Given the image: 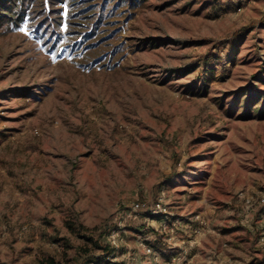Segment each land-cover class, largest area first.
Returning a JSON list of instances; mask_svg holds the SVG:
<instances>
[{"label": "rangeland", "instance_id": "1", "mask_svg": "<svg viewBox=\"0 0 264 264\" xmlns=\"http://www.w3.org/2000/svg\"><path fill=\"white\" fill-rule=\"evenodd\" d=\"M132 11L88 67L0 35V264H264V0Z\"/></svg>", "mask_w": 264, "mask_h": 264}, {"label": "trees", "instance_id": "2", "mask_svg": "<svg viewBox=\"0 0 264 264\" xmlns=\"http://www.w3.org/2000/svg\"><path fill=\"white\" fill-rule=\"evenodd\" d=\"M148 0H0V35L27 28L31 38L56 58H81L84 67L101 60L100 47L111 46L117 22L122 15L134 14L141 3ZM106 42V43H105ZM99 49V51H97ZM106 64H117L114 51ZM256 96H259L258 94ZM254 102L252 95L247 105ZM231 110V109H229ZM264 109H261L263 112ZM106 255L114 248L100 245ZM93 262L88 259L83 264Z\"/></svg>", "mask_w": 264, "mask_h": 264}, {"label": "built area", "instance_id": "3", "mask_svg": "<svg viewBox=\"0 0 264 264\" xmlns=\"http://www.w3.org/2000/svg\"><path fill=\"white\" fill-rule=\"evenodd\" d=\"M262 201L264 202V198L262 199ZM138 206V205H137Z\"/></svg>", "mask_w": 264, "mask_h": 264}]
</instances>
